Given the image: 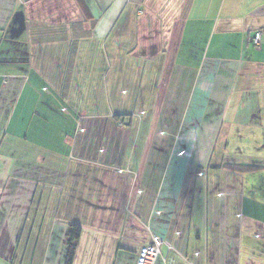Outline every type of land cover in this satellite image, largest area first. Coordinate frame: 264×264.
Returning <instances> with one entry per match:
<instances>
[{
    "label": "crops",
    "instance_id": "1",
    "mask_svg": "<svg viewBox=\"0 0 264 264\" xmlns=\"http://www.w3.org/2000/svg\"><path fill=\"white\" fill-rule=\"evenodd\" d=\"M72 224L73 264H264V0H0V264Z\"/></svg>",
    "mask_w": 264,
    "mask_h": 264
},
{
    "label": "built area",
    "instance_id": "2",
    "mask_svg": "<svg viewBox=\"0 0 264 264\" xmlns=\"http://www.w3.org/2000/svg\"><path fill=\"white\" fill-rule=\"evenodd\" d=\"M262 39V32H255L252 38L253 46L258 45ZM83 130V129H82ZM164 244H167L166 241L158 235H154L151 239V242L143 246L138 253V260L140 264H154L157 259L161 256V248ZM169 250H173L171 245H168ZM168 258L164 256L166 261Z\"/></svg>",
    "mask_w": 264,
    "mask_h": 264
},
{
    "label": "trees",
    "instance_id": "3",
    "mask_svg": "<svg viewBox=\"0 0 264 264\" xmlns=\"http://www.w3.org/2000/svg\"><path fill=\"white\" fill-rule=\"evenodd\" d=\"M82 232V227L78 224H72L69 227L68 233H67V255L65 259V264H73L78 240L80 238Z\"/></svg>",
    "mask_w": 264,
    "mask_h": 264
}]
</instances>
